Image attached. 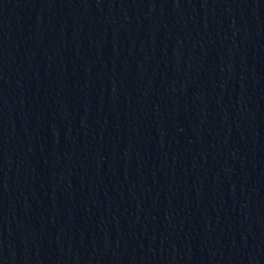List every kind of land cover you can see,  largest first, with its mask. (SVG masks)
<instances>
[{
    "label": "water",
    "instance_id": "95a60500",
    "mask_svg": "<svg viewBox=\"0 0 264 264\" xmlns=\"http://www.w3.org/2000/svg\"><path fill=\"white\" fill-rule=\"evenodd\" d=\"M0 264H264V0H0Z\"/></svg>",
    "mask_w": 264,
    "mask_h": 264
}]
</instances>
